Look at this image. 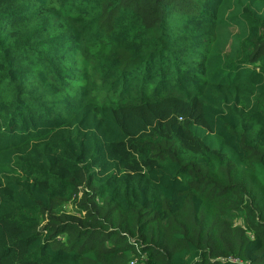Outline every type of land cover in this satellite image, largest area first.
<instances>
[{
	"label": "trees",
	"instance_id": "1",
	"mask_svg": "<svg viewBox=\"0 0 264 264\" xmlns=\"http://www.w3.org/2000/svg\"><path fill=\"white\" fill-rule=\"evenodd\" d=\"M0 264H264V0H0Z\"/></svg>",
	"mask_w": 264,
	"mask_h": 264
},
{
	"label": "rangeland",
	"instance_id": "2",
	"mask_svg": "<svg viewBox=\"0 0 264 264\" xmlns=\"http://www.w3.org/2000/svg\"><path fill=\"white\" fill-rule=\"evenodd\" d=\"M70 208H71V206L68 209H70Z\"/></svg>",
	"mask_w": 264,
	"mask_h": 264
}]
</instances>
